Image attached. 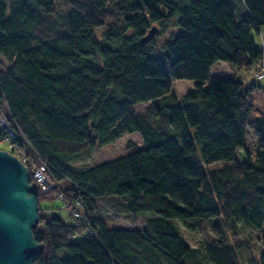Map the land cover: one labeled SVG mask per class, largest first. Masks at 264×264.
<instances>
[{
  "label": "trees",
  "instance_id": "16d2710c",
  "mask_svg": "<svg viewBox=\"0 0 264 264\" xmlns=\"http://www.w3.org/2000/svg\"><path fill=\"white\" fill-rule=\"evenodd\" d=\"M242 5L235 20L230 0H0V112L20 133L11 141L28 169L44 165L51 181L39 187L34 264H240L238 251H251L221 227L264 231V111L248 117L250 92L264 86L209 73L217 60L246 71L264 61L250 32L264 25V0ZM173 26L183 33L156 54L155 34ZM174 79L194 82L177 95ZM246 125L255 150L238 159ZM133 132L142 147L69 166ZM53 191L65 215L41 206ZM182 225L211 233L193 247ZM251 262L264 264V249Z\"/></svg>",
  "mask_w": 264,
  "mask_h": 264
},
{
  "label": "rangeland",
  "instance_id": "374dc122",
  "mask_svg": "<svg viewBox=\"0 0 264 264\" xmlns=\"http://www.w3.org/2000/svg\"><path fill=\"white\" fill-rule=\"evenodd\" d=\"M10 1V0H8ZM232 3V9L235 14V20H239L241 15L244 13L245 8L242 5V0H230ZM102 28H98L97 32L99 33ZM184 29L180 26H173L169 27L165 32L160 35L154 36V41L152 44V48L156 54L162 55L164 52L163 44L166 41L171 40L173 37L177 36L178 34L183 33ZM251 35L253 37L254 43L259 48L264 46L263 39H264V25L259 26V32L255 29H250ZM260 66V61L255 63L252 68L248 71L232 67L227 61L224 60H217L210 66L209 73L211 77H228L231 74H234L237 77H241L245 82L250 83L251 81H256L258 84L264 86V77L257 78L255 76L256 70ZM194 80L191 79H174L172 81V89L177 95L183 94L186 90L192 87ZM251 99H252V108L248 114L249 118H254L260 115L264 111V93L256 90L251 91ZM1 126V125H0ZM130 143L134 147L139 148L142 147L143 143L141 137L138 132H133L130 134H126L114 142L107 143L102 145L92 152L85 154L76 158L75 160L70 161L68 164L72 168L80 169L92 166L96 163L111 160L113 158L122 156L126 154L132 148H127V144ZM0 149L11 151L12 148L8 141L0 140ZM255 150V133L250 125H246L245 128V139L243 147H240L236 151V158L241 159L246 156V152L250 155L254 154ZM226 162L223 161H215L212 163V166H219ZM46 180L50 183L51 181L49 178ZM61 200L56 196L55 191L48 194L45 198L40 199L41 206L47 207H57L60 209L51 210V212L59 213L60 215H65V211L63 207H61ZM145 214V213H144ZM148 216H154V213L147 212ZM142 218V217H141ZM110 223H113L115 226H137L140 225L142 220H138L135 223H131L130 221H126L123 219H110L107 217ZM195 218H190L187 221L196 222L194 221ZM174 224H179V221L174 219ZM181 224V223H180ZM225 224V223H224ZM196 225V224H195ZM186 227V226H185ZM180 226L181 229V236L183 240L189 243L193 247H199L201 241L204 239L206 232L211 233L206 226H200L197 228L193 226L192 228ZM232 229L230 226L223 225L221 230L226 234V239L230 243L234 242L235 238L238 240H246L249 244H251V251L241 249L238 251V260L240 264H253L251 262V258L253 260L257 259L259 253L264 249V231L257 230L256 227L245 226L241 222H236V233H232Z\"/></svg>",
  "mask_w": 264,
  "mask_h": 264
},
{
  "label": "water",
  "instance_id": "95a60500",
  "mask_svg": "<svg viewBox=\"0 0 264 264\" xmlns=\"http://www.w3.org/2000/svg\"><path fill=\"white\" fill-rule=\"evenodd\" d=\"M156 29L151 26L143 41ZM39 187L27 166L0 149V264H34L43 250L32 229L39 219Z\"/></svg>",
  "mask_w": 264,
  "mask_h": 264
},
{
  "label": "built area",
  "instance_id": "2783aa9c",
  "mask_svg": "<svg viewBox=\"0 0 264 264\" xmlns=\"http://www.w3.org/2000/svg\"><path fill=\"white\" fill-rule=\"evenodd\" d=\"M264 36V35H263ZM264 40V39H263ZM264 43V41H263ZM255 76L257 78L264 77V61H260V66H258ZM0 125L3 129V135L0 136V140H6L9 142L12 150L11 153H13L16 157H18L26 166L28 162V158L26 157L25 149L19 147L16 144H12V139H16L19 137L20 133L16 127H14L7 119L6 114L3 112H0ZM28 168V166H27ZM29 172L31 171L33 181H35L38 184V187L41 188L43 191H48L50 189L51 183H49L46 178L44 165H34L32 164L31 167L28 169ZM48 179V178H47ZM74 216L79 217L78 212H74Z\"/></svg>",
  "mask_w": 264,
  "mask_h": 264
},
{
  "label": "clouds",
  "instance_id": "9594fccd",
  "mask_svg": "<svg viewBox=\"0 0 264 264\" xmlns=\"http://www.w3.org/2000/svg\"><path fill=\"white\" fill-rule=\"evenodd\" d=\"M11 152V151H10Z\"/></svg>",
  "mask_w": 264,
  "mask_h": 264
}]
</instances>
